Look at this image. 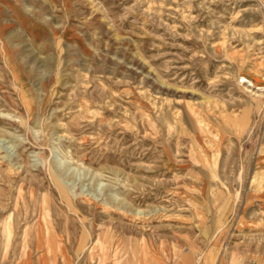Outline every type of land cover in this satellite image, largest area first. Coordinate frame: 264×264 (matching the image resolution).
<instances>
[{"label": "rangeland", "instance_id": "374dc122", "mask_svg": "<svg viewBox=\"0 0 264 264\" xmlns=\"http://www.w3.org/2000/svg\"><path fill=\"white\" fill-rule=\"evenodd\" d=\"M0 264H264V0H0Z\"/></svg>", "mask_w": 264, "mask_h": 264}, {"label": "bare ground", "instance_id": "6f19581e", "mask_svg": "<svg viewBox=\"0 0 264 264\" xmlns=\"http://www.w3.org/2000/svg\"><path fill=\"white\" fill-rule=\"evenodd\" d=\"M8 237H9V235H8Z\"/></svg>", "mask_w": 264, "mask_h": 264}]
</instances>
